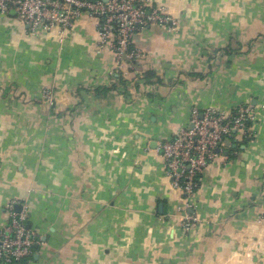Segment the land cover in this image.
<instances>
[{"label":"crops","instance_id":"0c3cea01","mask_svg":"<svg viewBox=\"0 0 264 264\" xmlns=\"http://www.w3.org/2000/svg\"><path fill=\"white\" fill-rule=\"evenodd\" d=\"M154 3L174 25L134 37V73L99 50L88 17L60 39L0 16V230L10 203L27 205L26 264H264V0ZM118 76L127 94L107 90ZM246 104L254 138L234 134L200 174L185 231L155 148L194 107Z\"/></svg>","mask_w":264,"mask_h":264},{"label":"built area","instance_id":"2783aa9c","mask_svg":"<svg viewBox=\"0 0 264 264\" xmlns=\"http://www.w3.org/2000/svg\"><path fill=\"white\" fill-rule=\"evenodd\" d=\"M10 12L28 35L41 31L60 39L78 18L88 17L95 22L99 50L113 53L117 66L125 67L126 73H134L142 58V53L133 46L134 37L149 27L170 30L174 25L167 9L154 0H0V16ZM41 101L54 107L53 88L42 90ZM256 119L257 111L250 104L229 113L194 107L188 125L179 129L172 140L157 144L155 152L164 164L172 188L183 195L184 204L178 210L185 231L198 223L197 217L188 211L193 207L200 174L214 160H227L223 155L225 141L234 134L241 133L245 140L254 138ZM15 206V201L7 206L8 222L0 230V264H23L32 257L38 243L35 233L28 228L27 205L23 204L19 212ZM259 221L264 222V217Z\"/></svg>","mask_w":264,"mask_h":264},{"label":"trees","instance_id":"16d2710c","mask_svg":"<svg viewBox=\"0 0 264 264\" xmlns=\"http://www.w3.org/2000/svg\"><path fill=\"white\" fill-rule=\"evenodd\" d=\"M147 77V75H146ZM149 77V75H148ZM118 80V84L111 85L109 89L107 90H112V91H117L118 93H122V94H127L128 89H129V83L127 80H124L123 78H121L120 76L117 77ZM123 88L122 90L120 88ZM27 262V261H26ZM26 262H24L23 264H26Z\"/></svg>","mask_w":264,"mask_h":264},{"label":"water","instance_id":"95a60500","mask_svg":"<svg viewBox=\"0 0 264 264\" xmlns=\"http://www.w3.org/2000/svg\"><path fill=\"white\" fill-rule=\"evenodd\" d=\"M228 144H229V140H226V141H225V145L228 146ZM19 208H20V207H17V208H16V211H17V212H19ZM35 247H36V246H35Z\"/></svg>","mask_w":264,"mask_h":264}]
</instances>
